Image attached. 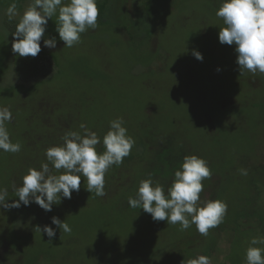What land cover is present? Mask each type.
Here are the masks:
<instances>
[{
    "label": "rangeland",
    "instance_id": "obj_1",
    "mask_svg": "<svg viewBox=\"0 0 264 264\" xmlns=\"http://www.w3.org/2000/svg\"><path fill=\"white\" fill-rule=\"evenodd\" d=\"M102 1L97 0L98 27L82 33L71 48L55 31L57 16L48 20L44 38L56 37L57 72L29 81L35 59L19 56L25 78L19 79L3 23L12 3L22 16L32 0H0V107L12 112L6 127L11 141L21 145L17 153L0 150V188L7 189L6 202L18 200L13 188L22 183L29 168L39 169L47 162V148L59 145L47 138L44 104L52 108L50 121L66 120L64 134L82 132L81 123L95 131L101 138V153L110 121L123 118L135 144L146 131L142 127L150 129L152 124L155 132L170 135L189 155L208 162L212 174L202 182L201 201L209 200L207 189H212L215 199L227 202L224 220L231 226L244 202L253 198L259 217L246 218V225L228 236L220 234L218 245L228 247L225 255L232 262L246 264L251 239L264 237V184L252 192L251 182V170L264 153V124L258 122L252 103V98L264 96V87L253 89L251 80L264 83V73L245 70L240 75L235 44L219 42L218 33L225 26L214 13L219 1L105 0L104 7L99 6ZM162 11L165 14L158 16ZM19 19L13 18L17 23ZM193 49L202 53V61L191 54ZM230 103L243 107L221 108ZM129 165L128 177L122 178L131 191H116L110 185L100 197L86 189L87 180L81 177L84 198L73 191V201L64 210L54 204L45 211L34 202L11 209L0 206V264L20 259L21 264H163L172 257V246L192 233L201 240L195 251H205L222 224L209 229L205 237L195 224L182 231L178 223L155 221L143 209L126 206L148 168L137 160ZM49 167L57 175L63 171ZM240 169H246L247 175H241ZM111 173L109 169L105 180ZM49 213L67 222L71 232L49 223ZM45 225L56 231L51 241L39 230Z\"/></svg>",
    "mask_w": 264,
    "mask_h": 264
},
{
    "label": "clouds",
    "instance_id": "obj_2",
    "mask_svg": "<svg viewBox=\"0 0 264 264\" xmlns=\"http://www.w3.org/2000/svg\"><path fill=\"white\" fill-rule=\"evenodd\" d=\"M11 20L20 16L12 32V51L20 57H36L41 52V39L44 38L49 19L57 16L55 31L65 47H73L81 40V34L88 29L98 27L100 16L97 0H32L22 16L17 6L12 3L6 9ZM216 16L223 19L224 27L218 33L221 44H235L236 63L240 75L245 70L255 74L264 73V0H222ZM43 44L55 48L56 37L44 38ZM191 54L202 61L203 55L196 49ZM217 71H220L217 68ZM12 112L8 107H0V150L17 153L21 150L19 143L10 139L6 122H11ZM123 118L109 123V130L103 136L105 151L98 153L96 146L101 138L84 123L80 131H67L61 138L63 143L45 150L46 163L40 168H29L22 179V185L15 188L18 200L6 202L7 189L0 188V206L6 209L19 208L34 202L45 211H51L61 198L71 199L73 191L78 192L81 177L87 180V190L97 196H104L105 174L113 165H120L127 157L135 140L128 135ZM63 170L57 175L49 167ZM241 175H247L246 169H240ZM208 162L195 154L186 155L180 169L174 172L171 185L165 188L154 183L151 178L139 183L136 197H129L128 204L133 208L143 209L151 214L155 221L167 224H179L180 229L187 230L195 224L202 236L209 234V229L218 227L228 211L227 202L221 199L201 201L204 189L203 181L211 177ZM191 217V219H189ZM52 224L65 233L71 232L70 225L57 217H52ZM51 241L56 231L45 225L39 227ZM264 244V237H253L246 249V264H264V248L255 245ZM188 264H211L209 257L200 255L188 261Z\"/></svg>",
    "mask_w": 264,
    "mask_h": 264
},
{
    "label": "trees",
    "instance_id": "obj_3",
    "mask_svg": "<svg viewBox=\"0 0 264 264\" xmlns=\"http://www.w3.org/2000/svg\"><path fill=\"white\" fill-rule=\"evenodd\" d=\"M215 1H219L218 2L219 6L222 3V0H215ZM99 6L104 7L105 0L102 1L99 4ZM217 10L218 8L214 11V13H216ZM164 14L165 12L162 11L158 14V16H162ZM3 24L6 31L8 32V39L10 46L12 48V42H13L12 32L15 30L17 22L14 21L13 19L10 20L7 16ZM40 43L42 50L36 57H33L35 59L34 60L35 63L33 61H31L30 63L31 69L35 73L33 79L29 81L35 80L39 77L47 78L49 76L54 75L57 72L56 58L58 56L59 46L56 45L55 48L50 49L44 46L42 39ZM12 58L14 62L13 67L15 66V69L13 70H15L16 76L19 79L22 78L25 79L21 75L22 69L20 68L19 65L21 61L19 60L20 57L17 54L13 53ZM39 60H41L42 62H39ZM142 69L144 68L142 67ZM251 84L253 89H257L258 87L262 89L264 87V83H260V81H257L255 79L251 80ZM252 101L254 107H256L258 110V113L256 115L258 122L264 124V96L257 99L252 98ZM44 105L46 106V113H45L46 118H44L43 124L49 130L47 134V138L50 139L52 142L58 141V144H62L63 143L61 139L62 135L67 130V127L65 125L66 120L64 118L63 119L59 118L56 119L54 123L50 121L51 118H49V115L51 113L52 108L49 104H44ZM224 107L240 109L243 106L237 105L235 103H230L229 105L227 104L225 106L224 105L221 106L222 109H224ZM239 118L243 120L244 116ZM225 121L226 124H229L230 118L226 117ZM150 126H151L150 129H146V127L144 126L142 127L143 129L145 128L146 131L142 129L144 133L140 135L139 142L134 145L135 150L134 151L133 149L131 150L130 154L123 159V163L118 166L113 165L109 168L111 169L112 173L109 175L108 179L105 180L104 187H109L111 185L113 188H115L116 191L119 190L131 191V189H129L130 186L128 185V181L125 179V181L123 182L124 179L122 177L123 175L128 177V168L130 167L129 163L136 162L137 160L142 165L148 167L146 172L143 173V175H141L142 178L141 180L151 178L154 183L158 182L159 184L163 185L165 188V192H167V188L171 185L174 179V172L180 169L184 156L189 155V152L188 150L184 149L181 142L175 141L170 135L158 134L157 132H155L153 125L151 124ZM96 150L98 153H101L102 145L98 144L96 146ZM251 171H252L251 182H252V192H253L257 186H262L264 184V153L260 156L258 162L255 164V166L252 168ZM214 182L215 181H213V183ZM21 185L22 183L16 184L15 188L20 187ZM15 188H13L14 191ZM84 188L85 187L81 185L80 190L78 192L75 191V194L79 198H84L83 195L84 193H86ZM207 190L209 191V195H210L209 200H215L216 193L212 189L211 190L207 189ZM136 193L137 191L135 193L133 192L131 197L135 198ZM73 194L74 193H72V197ZM72 199L73 198L71 199L61 198L60 203H57L56 205L61 209H63L62 207L68 205L69 202L73 201ZM127 205H129L128 200L126 201V206ZM248 206H250L249 209ZM243 210L239 211V213L234 217L232 221L234 226L233 225L231 226L230 224L231 222L227 220H224L221 223L222 225L220 224L221 231L218 233V237L213 241L210 240V245L206 247L205 251H202V249L201 252L199 250L195 251L194 247L200 245L201 240L199 239V235L192 233L190 235L185 236L181 242H178L176 245L172 246L171 248L172 257L163 261L164 262L163 264H188L189 260L198 257L197 256L198 252L201 253V254L199 253L200 255L209 257L211 260V264H240L239 261H237L236 263L232 262V260L228 258V255L227 256L225 255L226 252H228V247L227 249H222L219 248L218 245L220 244L219 242L220 234H223L224 236H228L229 235L228 232L233 233L236 230L244 227L246 225V223H244V221H246V218L252 217L251 220L253 221V218H255L256 216L259 217L260 215V213L256 211L253 198H251L249 202H244ZM133 211L135 214H138L136 210ZM52 215L53 214L50 213L49 215H47V221L49 223L52 221V217H53ZM255 221L258 222V220ZM252 227H256V226H252ZM198 242L200 243L198 244ZM175 251H177L178 254L173 256V252ZM179 251L181 252L179 253ZM3 252L5 253L6 251ZM216 254L218 255V257H215ZM13 264H21V259L15 261Z\"/></svg>",
    "mask_w": 264,
    "mask_h": 264
}]
</instances>
